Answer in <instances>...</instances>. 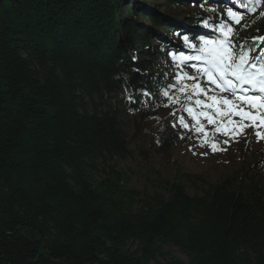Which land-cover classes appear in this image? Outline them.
<instances>
[{
  "label": "trees",
  "instance_id": "trees-1",
  "mask_svg": "<svg viewBox=\"0 0 264 264\" xmlns=\"http://www.w3.org/2000/svg\"><path fill=\"white\" fill-rule=\"evenodd\" d=\"M216 1L0 0V264H264L255 174L208 182L178 169L148 192L120 166L131 157L124 116L158 118L181 51L160 30L190 33L151 5L211 24L219 16L205 4ZM251 22L233 40L261 55L264 10ZM155 139L170 158L163 126Z\"/></svg>",
  "mask_w": 264,
  "mask_h": 264
},
{
  "label": "rangeland",
  "instance_id": "rangeland-1",
  "mask_svg": "<svg viewBox=\"0 0 264 264\" xmlns=\"http://www.w3.org/2000/svg\"><path fill=\"white\" fill-rule=\"evenodd\" d=\"M148 3L150 0H147ZM187 10H195L199 15L208 12L216 13L219 16L218 23L207 24L203 21H195L192 24H186L179 19V13L174 9H169L161 6V2H155L151 8L169 19L178 20V25L184 29L187 34L167 35L165 29L160 30V34L168 37L170 42L181 50L173 59L176 63L168 64V81L170 85H176L175 88L169 86V95L175 99V103L169 102L165 96L162 97L161 104L158 107L157 116L152 120L140 122V118L132 114H126L123 118L124 131L128 139L131 157L120 163L123 168L130 169V185L138 190H146L148 192H162L161 180L171 179L173 174L178 175L177 170L183 172H192L201 175L208 182H214L224 178L226 175L233 172H246L255 174L264 193V138H259L255 134L257 131L264 136V125L259 128L253 126L237 128V133L233 139H229L223 135V131H230L235 125L224 123L228 116L226 113L235 111L232 104L227 106L221 105L223 111L218 112L216 104L212 100L207 99L211 96H229L228 92L221 93L214 85H209L205 77L201 79L206 82L204 89H211L204 95H192L191 99L181 92L179 89L187 86L190 92L191 85L195 82L191 79H185L177 82V73H188L189 76H196L195 69L191 66L196 64L198 67L203 65L198 61L183 62L179 59L180 53L188 56L197 54L196 49L189 48L183 40V36L189 37V44L199 47L200 37L206 39H217L220 37V32L217 26L220 23H227L234 33L240 38H247L249 32L252 31V19L261 14L264 10V3L256 1L253 6H238L236 0H217L211 4H205L204 8L194 6L192 2L187 3ZM232 9L240 17V23L236 24L227 16V11ZM140 22L144 20L138 17ZM155 43V42H153ZM259 55V54H256ZM259 63V61H257ZM251 94V93H249ZM201 103L197 105L196 100ZM211 105V107H208ZM187 109H192V114H189ZM204 112L205 115L213 116V123H209L205 116L199 115ZM256 124H260V113H256ZM197 116V119H193ZM183 118L184 124L181 125L180 119ZM231 120L242 125H249V120L241 122L239 115L231 116ZM160 126H163L168 133L169 142H172L169 150L170 158L160 150L156 143L155 135ZM198 127H202L201 131H197ZM216 127L222 129L221 132H216ZM206 133V135H205ZM207 140V143H205ZM228 140V143H225ZM215 144L217 150H212V145ZM185 190L192 195L196 190L189 184L185 183ZM200 193V192H198ZM162 251L169 252L171 256L180 259L183 262L187 261V257L182 254L177 248L172 245H167L162 248ZM149 264H167V260L157 257L150 261Z\"/></svg>",
  "mask_w": 264,
  "mask_h": 264
},
{
  "label": "snow or ice",
  "instance_id": "snow-or-ice-1",
  "mask_svg": "<svg viewBox=\"0 0 264 264\" xmlns=\"http://www.w3.org/2000/svg\"><path fill=\"white\" fill-rule=\"evenodd\" d=\"M227 16L233 20L234 23H240V17L235 11L229 9ZM217 30L220 32V37L217 39H206L200 37L199 47L189 44V37L183 36L185 44L189 48L196 49L197 54L194 56L184 55L180 53L179 59L183 62L186 61H198L203 66L198 67L196 64L191 65L197 75L189 76L188 73H177V82H181L185 79H191L195 83L191 85L190 92L187 86L181 87L179 90L183 92L188 99L192 98V95H204L211 89H204L199 83L200 77H205L206 82L209 85H214L216 89H219L221 93L228 92L229 96H211L207 99L212 100L219 111H223V106L229 104L233 105L235 111L226 113L228 116L227 121L222 119V122L234 124L235 126L230 131H223V135L233 139L237 133V128L253 126L256 128L264 125V37L254 38L261 43L260 51L261 55L253 54L256 49L247 48L244 45H237L234 43L233 37L236 35L231 27L227 23H220L217 26ZM175 59V57H174ZM259 61V63H257ZM175 88L176 85H170ZM251 93V94H249ZM169 99L170 104L175 103V99L169 95L167 90L162 93ZM147 95V93H146ZM197 105L201 103L199 99L196 100ZM211 107V105H208ZM189 114H192V109H187ZM256 113H260V124H256ZM199 115L205 116L208 122L213 123L212 115H205L201 112ZM239 115L241 122L249 120V125H242L240 123L231 120V116ZM197 116H193V119H197ZM181 125L187 127L184 124L183 118L180 119ZM202 127H198L197 131H201ZM216 132H221L220 127H216ZM257 137L264 138L260 132L255 133ZM206 135V133H205ZM207 143V140H205ZM228 143V140H225ZM212 150L216 151L215 144L212 145Z\"/></svg>",
  "mask_w": 264,
  "mask_h": 264
}]
</instances>
